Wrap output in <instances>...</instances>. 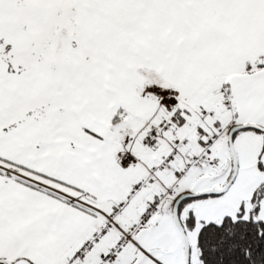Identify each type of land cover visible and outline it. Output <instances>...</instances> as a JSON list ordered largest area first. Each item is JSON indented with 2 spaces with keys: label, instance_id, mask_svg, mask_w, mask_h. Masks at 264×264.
<instances>
[{
  "label": "snow or ice",
  "instance_id": "6c2138e0",
  "mask_svg": "<svg viewBox=\"0 0 264 264\" xmlns=\"http://www.w3.org/2000/svg\"><path fill=\"white\" fill-rule=\"evenodd\" d=\"M0 264H264V0H0Z\"/></svg>",
  "mask_w": 264,
  "mask_h": 264
}]
</instances>
